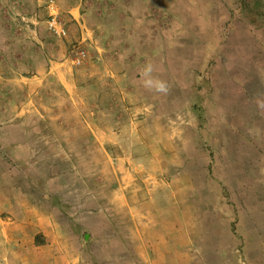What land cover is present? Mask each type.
Masks as SVG:
<instances>
[{
	"label": "rangeland",
	"instance_id": "374dc122",
	"mask_svg": "<svg viewBox=\"0 0 264 264\" xmlns=\"http://www.w3.org/2000/svg\"><path fill=\"white\" fill-rule=\"evenodd\" d=\"M58 3L0 7V264H264V0Z\"/></svg>",
	"mask_w": 264,
	"mask_h": 264
},
{
	"label": "crops",
	"instance_id": "0c3cea01",
	"mask_svg": "<svg viewBox=\"0 0 264 264\" xmlns=\"http://www.w3.org/2000/svg\"><path fill=\"white\" fill-rule=\"evenodd\" d=\"M57 2H59L60 4H62V11H64L66 13L67 16H69V18L71 19L72 25L70 26L71 30H72V34H74V37L72 38H77L78 40H80L81 42H84V40H88L89 41V46H93L95 48H97V53L95 54L96 56L98 55V52H100V47L99 46V41L97 39V34H96V30L97 28H99L101 26L102 21L104 22L103 18L107 16H105V13H110V10L108 8L99 6V8L97 7V9L94 11L93 8H84L81 6L82 1L84 0H80L79 2H76L75 4H72L70 0H67V4H64V1L66 0H56ZM12 2V5H14L15 3L18 4V9L15 7V14L16 15H20V14H28L30 16H28V20H32V21H37L36 17L37 15L40 13H42V11L47 13V7L46 4L48 3V0H0V7L6 8L7 6H9L8 4ZM58 3V4H59ZM64 5V6H63ZM82 7V8H81ZM42 8V9H41ZM87 10V11H86ZM97 12V18L96 19H100L101 22H99L97 24V20L95 21V23L91 24V23H87V21L85 20L84 16H91L93 15V12L95 14V12ZM108 11V12H107ZM83 12H87V13H83ZM32 13V15H31ZM102 13H104L105 15H103ZM94 17V16H93ZM11 20V17H9ZM18 20V19H17ZM18 25V26H17ZM20 23L18 24L17 22L13 23L12 21L10 22V28L12 29L11 32H13V30L15 31V29L17 27H19ZM16 36H18L15 33ZM87 37V38H86ZM15 42H19V40L15 37ZM76 40V41H78ZM98 71V70H97ZM98 78L95 80V82H93L92 87L93 90L95 91V93L97 95H100L104 90L105 87L108 86V80L106 79V72L104 71H98ZM107 89V88H106ZM97 90V91H96ZM141 139V138H140ZM142 140V139H141ZM155 141V139H153V137H150L148 139H145L142 143L143 144H150V142ZM159 150V148H158ZM156 150L154 147V150H151L149 152V154H147L146 152L141 151V154L145 155V157H149V158H153L154 159V154L157 155L160 154L164 157L163 155V151L161 150ZM143 155V156H144ZM136 156H141L138 152V154H136ZM165 159V157H164ZM136 170L138 169L140 171V169H143V165L142 164H138L136 165Z\"/></svg>",
	"mask_w": 264,
	"mask_h": 264
},
{
	"label": "built area",
	"instance_id": "2783aa9c",
	"mask_svg": "<svg viewBox=\"0 0 264 264\" xmlns=\"http://www.w3.org/2000/svg\"><path fill=\"white\" fill-rule=\"evenodd\" d=\"M52 3V2H51ZM53 5H50V8L48 7V9L53 11ZM47 25H48V29L49 31L61 38L64 39L67 37L68 35V27L67 24L61 19L59 18L57 15L55 14H49V18L47 20ZM72 50V61L76 64V65H84L85 63H87L90 60L89 57V53L88 51L81 46H78L77 44H74L71 47Z\"/></svg>",
	"mask_w": 264,
	"mask_h": 264
},
{
	"label": "trees",
	"instance_id": "16d2710c",
	"mask_svg": "<svg viewBox=\"0 0 264 264\" xmlns=\"http://www.w3.org/2000/svg\"><path fill=\"white\" fill-rule=\"evenodd\" d=\"M227 60H231V58H230V57H228V58H227ZM229 76H231V75L229 74ZM231 77H232V76H231Z\"/></svg>",
	"mask_w": 264,
	"mask_h": 264
}]
</instances>
